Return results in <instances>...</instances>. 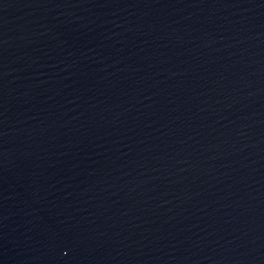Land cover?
Masks as SVG:
<instances>
[{
    "label": "water",
    "instance_id": "water-1",
    "mask_svg": "<svg viewBox=\"0 0 264 264\" xmlns=\"http://www.w3.org/2000/svg\"><path fill=\"white\" fill-rule=\"evenodd\" d=\"M0 264H264V0H0Z\"/></svg>",
    "mask_w": 264,
    "mask_h": 264
}]
</instances>
